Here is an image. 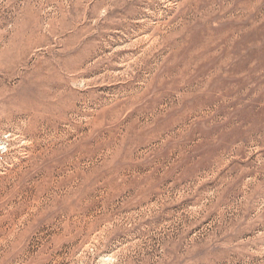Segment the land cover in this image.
Masks as SVG:
<instances>
[{
    "label": "rangeland",
    "instance_id": "1",
    "mask_svg": "<svg viewBox=\"0 0 264 264\" xmlns=\"http://www.w3.org/2000/svg\"><path fill=\"white\" fill-rule=\"evenodd\" d=\"M0 264H264V0H0Z\"/></svg>",
    "mask_w": 264,
    "mask_h": 264
}]
</instances>
